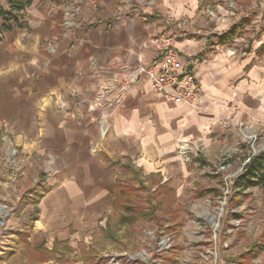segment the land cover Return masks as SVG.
<instances>
[{"label": "crops", "instance_id": "obj_1", "mask_svg": "<svg viewBox=\"0 0 264 264\" xmlns=\"http://www.w3.org/2000/svg\"><path fill=\"white\" fill-rule=\"evenodd\" d=\"M257 6L32 1L25 25L0 38V131L41 177L31 248L95 231L114 208L120 167L185 188L200 162L193 153L240 152V123L264 139V32L240 36ZM162 33L196 74L199 107L165 100L138 72L155 57L151 39ZM184 143L187 159L178 150Z\"/></svg>", "mask_w": 264, "mask_h": 264}, {"label": "rangeland", "instance_id": "obj_2", "mask_svg": "<svg viewBox=\"0 0 264 264\" xmlns=\"http://www.w3.org/2000/svg\"><path fill=\"white\" fill-rule=\"evenodd\" d=\"M262 1L248 14L251 23L240 36L264 32ZM245 128L238 131L240 152L193 153L200 162L185 188L160 184L137 174L134 166L120 167L114 208L95 231L36 248L26 237L42 193L40 173L0 131V206L5 208L0 207V264H264V185L234 196L236 178L253 153ZM259 133L254 132L255 149L264 147ZM141 211L147 216L135 222ZM55 241L60 244L53 248Z\"/></svg>", "mask_w": 264, "mask_h": 264}, {"label": "built area", "instance_id": "obj_3", "mask_svg": "<svg viewBox=\"0 0 264 264\" xmlns=\"http://www.w3.org/2000/svg\"><path fill=\"white\" fill-rule=\"evenodd\" d=\"M151 42L155 45L156 55L151 63L145 67H139L138 72L145 74L150 87L160 93L162 97L172 103H184L191 107H199L200 98L202 96L199 81L194 71L187 67L178 57L177 49L173 36L170 33L158 34L152 37ZM122 95L114 100L119 102ZM91 109L92 107L89 106ZM245 126L240 123L239 128ZM100 132L105 135V129L99 125ZM251 143L254 155L263 149H255L256 136L250 133L247 136ZM187 143L178 147L180 155L187 159L186 154ZM251 150V149H250ZM250 155V156H251ZM246 163V162H245Z\"/></svg>", "mask_w": 264, "mask_h": 264}, {"label": "trees", "instance_id": "obj_4", "mask_svg": "<svg viewBox=\"0 0 264 264\" xmlns=\"http://www.w3.org/2000/svg\"><path fill=\"white\" fill-rule=\"evenodd\" d=\"M32 1L33 0H0V37L3 32L11 30L14 26L23 27L25 25L23 14ZM234 32V30H231L227 34L232 38ZM136 173L139 174V171H136ZM236 180L237 183L234 196H244L245 190L252 186L259 184L264 185V150H260L258 153L249 156L248 161L243 165L241 174L237 176ZM146 216L147 213L141 211L133 216V220L136 222L138 219L145 218ZM122 223L125 224L123 221ZM59 244L60 242L58 243V241H55L53 248L59 246ZM44 250L48 251L46 249Z\"/></svg>", "mask_w": 264, "mask_h": 264}]
</instances>
